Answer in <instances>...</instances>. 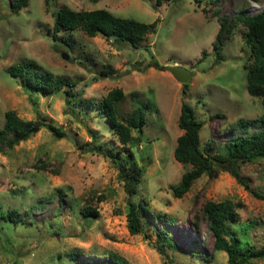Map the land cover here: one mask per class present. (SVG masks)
I'll return each instance as SVG.
<instances>
[{"label": "rangeland", "instance_id": "1", "mask_svg": "<svg viewBox=\"0 0 264 264\" xmlns=\"http://www.w3.org/2000/svg\"><path fill=\"white\" fill-rule=\"evenodd\" d=\"M209 1L27 0L14 14L9 0H0V128L3 112L13 110L23 120L43 117L64 134L55 138L40 127L12 147L0 146V264H81L69 257L71 252L84 260L114 252L129 264H226L225 253L212 249L202 213L206 200L234 204L237 220L231 230L240 254L264 250V200L227 172L199 176L180 197L171 193L189 169L172 155L181 131L176 122L181 102L200 121L199 148L210 155L223 142L258 130L264 114V96L246 92L245 67L251 58L242 40L244 27L234 19L238 13H257L264 0ZM60 7L102 8L118 17L155 21V26L136 47L79 30L60 32L53 41L51 15ZM217 16L228 19L231 31L215 61L211 41ZM151 60L163 68L155 69ZM23 62L65 76L72 85L52 94H30L6 72ZM171 63L190 72L184 93L165 69ZM112 88L123 92L114 103L120 121L135 108L141 111V131L130 132L137 145L119 143L98 109ZM122 147L142 169L136 193L129 197L138 204L140 232L135 235L126 229L127 195L118 170L95 151L121 156L126 153ZM236 167L264 196V157L236 162ZM83 206L97 214L82 216ZM9 210L12 220L5 217ZM156 232L165 233L177 248L163 245L157 252ZM243 264H264V255Z\"/></svg>", "mask_w": 264, "mask_h": 264}, {"label": "trees", "instance_id": "2", "mask_svg": "<svg viewBox=\"0 0 264 264\" xmlns=\"http://www.w3.org/2000/svg\"><path fill=\"white\" fill-rule=\"evenodd\" d=\"M95 1V0H89ZM171 0H154L156 5ZM217 0H210L216 2ZM27 0H9V11L16 14L22 7L26 6ZM216 14V13H215ZM50 27V38L55 41L60 32L79 30L86 36L92 37L100 34L103 37H112L116 42H123L131 47H136L144 35L153 30L155 21L145 23L131 18L118 17L109 11L97 9H70L60 7L52 13ZM218 26L213 40L211 41V53L215 61L221 59V45L231 31L227 18L217 16ZM234 19L244 27L242 40L249 49L251 61L245 67L246 92L251 97L264 96V7L255 14L238 13ZM204 52L201 53V57ZM29 62L11 65L6 72L13 78L19 80L21 86L30 94L39 92L41 94H52L63 87H70L72 82L65 76H54L48 71H40L28 67ZM155 69H162L156 61L149 63ZM181 93H184L182 84ZM123 95L120 88L108 90L99 103V111L104 120L112 128L113 134L121 144L137 145L138 140L133 139L131 130L141 131L144 123L141 111L135 108L129 116L120 121L117 117L114 103ZM260 128L251 133L250 136H240L236 139L225 141L217 148L214 155L205 154L199 148L198 131L201 127L193 113L192 108L184 102L179 105L177 116V127L181 130L175 138L172 155L180 164H189V169L184 171L177 183L171 187L174 197H180L188 191L192 182L201 175L213 176L219 171L227 172L237 184L255 198L264 200V196L254 191L246 178H244L236 167V162H253L264 157V114L258 118ZM40 127L47 129L55 138L63 137V132L43 117L34 120H23L13 110L3 112V124L0 128V146L12 147L19 141L25 140L34 134ZM93 148H89L92 150ZM125 154L119 156L108 151L97 149L98 154L106 156L113 163L122 181V189L127 195L126 200V229L129 234L135 235L140 232V220L138 204L131 201L129 197L136 193L138 183L142 176L141 167L133 160L129 148L122 147ZM143 209V207H141ZM82 216L96 215V210L91 206H83L79 209ZM202 213L207 221L208 229L213 238L212 249L223 251L226 255V264H243L248 259L262 257L264 250L249 251L240 254L237 248V237L232 233L231 226L237 220L234 204L226 199L222 201L206 200L202 205ZM6 218L12 220V210L6 213ZM156 241L160 246H155L157 252L162 253L163 245L175 249L177 245L170 240L165 233L156 232ZM69 257L81 264H129L122 256L110 252L105 258L95 260H84L78 258L74 253Z\"/></svg>", "mask_w": 264, "mask_h": 264}, {"label": "water", "instance_id": "3", "mask_svg": "<svg viewBox=\"0 0 264 264\" xmlns=\"http://www.w3.org/2000/svg\"><path fill=\"white\" fill-rule=\"evenodd\" d=\"M168 73L174 78L175 81L185 84L190 79V72L188 69L183 68L177 64H171L165 67Z\"/></svg>", "mask_w": 264, "mask_h": 264}, {"label": "crops", "instance_id": "4", "mask_svg": "<svg viewBox=\"0 0 264 264\" xmlns=\"http://www.w3.org/2000/svg\"><path fill=\"white\" fill-rule=\"evenodd\" d=\"M174 63V62H173ZM172 64V63H171Z\"/></svg>", "mask_w": 264, "mask_h": 264}]
</instances>
